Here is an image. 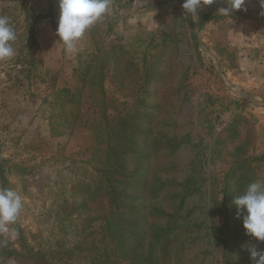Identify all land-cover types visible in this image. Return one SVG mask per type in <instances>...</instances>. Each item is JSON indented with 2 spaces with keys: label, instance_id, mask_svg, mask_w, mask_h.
Returning <instances> with one entry per match:
<instances>
[{
  "label": "rangeland",
  "instance_id": "rangeland-1",
  "mask_svg": "<svg viewBox=\"0 0 264 264\" xmlns=\"http://www.w3.org/2000/svg\"><path fill=\"white\" fill-rule=\"evenodd\" d=\"M29 2L33 5L29 21L40 31L41 45L32 77L9 58L0 60V81H4L0 82V142L2 155L10 164L12 189L24 199L17 223L26 236L45 246L59 239L70 245L80 237L71 229L64 231L61 222L55 221L56 209L58 203L73 196L70 187L76 178L83 180L93 173L96 162H86L87 156L79 150L94 138L83 126L67 133L66 125L61 124L72 103L58 106L51 88L61 75L57 84L65 79L63 85L72 87L81 85L83 78L98 80L97 60L89 74L85 70L92 60L89 55L103 47V82L112 119L126 101L143 95L144 64L166 67L167 76L153 99L160 105L154 134L164 131L184 142L177 149L153 150L151 162L153 177L183 183L169 186L162 200L180 189L188 192L183 221L194 228L185 240L179 264H255L249 248L264 250V242L245 234L234 204L230 243L225 246L217 241L219 235L212 228L224 222L226 187L234 198L250 182L264 181V7L260 0H245L229 17L217 13L227 7V0H213L197 9L199 22L185 12L183 0H111L109 14L86 30L72 52L66 51L56 33L58 0ZM11 4L10 11L26 24L12 0H0L1 8ZM46 14L53 16L43 17ZM38 15L42 19L35 22ZM166 32L175 36L163 48L159 39ZM112 51L124 56L119 66L125 74L123 87L114 75L116 64L109 58ZM161 55L166 62L158 60ZM18 78L23 81L19 89L14 86ZM7 80H11L10 87H4ZM53 120H57L56 130L50 124ZM72 157L76 162H71ZM89 201L94 212L108 207L104 196ZM172 202L163 201V205L174 214ZM150 219L163 218L151 213ZM10 227L15 230L14 225ZM15 232V238L4 235L5 239L15 241ZM0 264H36V259L22 250L12 257L0 254Z\"/></svg>",
  "mask_w": 264,
  "mask_h": 264
},
{
  "label": "trees",
  "instance_id": "trees-1",
  "mask_svg": "<svg viewBox=\"0 0 264 264\" xmlns=\"http://www.w3.org/2000/svg\"><path fill=\"white\" fill-rule=\"evenodd\" d=\"M12 1L14 7L21 10L27 23L23 24L21 18H16L10 11L13 4L4 8L0 5V16L9 17L17 37L12 42L15 55L9 58V61H14V66L21 65L23 68L20 67V70L28 71L27 77L31 78L39 60L37 51L41 46L40 31L29 21L33 10L29 0H23L20 4L17 0ZM50 12L52 11L49 10ZM47 15L53 16L46 14L43 17ZM40 17L42 19V15H38L35 22ZM200 17L202 22V13ZM21 28L24 30L21 31ZM164 34L165 37L159 39V45L167 48L175 35L174 32ZM153 39L154 36L151 40ZM15 44L18 46L15 47ZM113 51L109 58L116 64L114 75L123 87L125 74L120 71L119 66L124 56L122 53L114 54ZM105 52L106 50L100 47L96 53L89 55L92 60L85 70V73L89 74L91 65L97 60L100 74L98 80L83 78L81 85L72 87L63 85L65 79L57 84L61 81V75L51 88L55 89L56 100L53 102L58 106L62 104V107H65L66 103H72L70 109L66 110L61 124L66 125L64 128L67 133L73 134L77 128L83 126L87 131L91 130L94 138L92 144L82 145L79 150L81 155L87 156L86 162H96H92L93 173L83 180L75 176L76 181L72 182L70 187L73 196L58 203L56 209L58 218L56 217L55 221L61 222L64 231L71 229L76 237H80L74 239L70 245L59 239L52 246H45L42 242H33L30 236H26V230L16 222L14 228L18 234L15 241L0 235V254L12 257L21 255L23 250L36 259V264H179V257L186 248L185 240L194 228L188 221H183L186 218L184 205L188 192L180 189L162 200L161 195L169 186H183V183L159 175L153 177L151 162L153 150L177 149L184 142L183 138L170 136L164 131L159 135L154 134L160 105L153 99L157 95L158 86L163 84L167 76L166 67L144 64L141 88L143 95L126 101L125 106L112 119L108 113L103 82ZM158 60L166 62L165 55L159 56ZM14 81V86L18 89L23 85L20 78ZM10 82L11 80H7L4 87ZM49 94L53 92L50 91ZM95 96H98V99H86ZM50 124H54L56 130L57 120L50 121ZM54 135L58 136L55 133ZM2 148L0 142V187L12 188L9 177L10 164L3 157ZM71 162H76L74 157ZM101 196L107 198L108 207L102 212H94L89 200L96 201ZM155 199L159 200V205ZM171 200L174 214L168 212V208L163 205V201ZM232 201L233 197L229 195L226 187L222 201L224 222L212 228L213 234L219 235L216 237L217 241L225 246L230 243L231 234L234 232L232 223L235 212L231 208ZM151 213H156L163 219L152 221ZM59 215H62L63 219H60Z\"/></svg>",
  "mask_w": 264,
  "mask_h": 264
},
{
  "label": "clouds",
  "instance_id": "clouds-1",
  "mask_svg": "<svg viewBox=\"0 0 264 264\" xmlns=\"http://www.w3.org/2000/svg\"><path fill=\"white\" fill-rule=\"evenodd\" d=\"M213 0H183L185 12L195 19L196 11L202 5L211 4ZM245 0H227V7L218 9L220 15L230 16L239 10ZM111 0H58L59 18L56 33L63 42L66 51L75 50V42L82 38L87 29L110 12ZM264 7V0H260ZM16 32L7 16H0V60L15 55L12 42ZM232 203L236 206L237 218L242 219L245 234L264 242V181L250 182L242 193L235 195ZM24 207L22 195L10 188L0 187V235L15 238L14 225ZM250 257L255 264H264V250L249 248Z\"/></svg>",
  "mask_w": 264,
  "mask_h": 264
},
{
  "label": "water",
  "instance_id": "water-1",
  "mask_svg": "<svg viewBox=\"0 0 264 264\" xmlns=\"http://www.w3.org/2000/svg\"><path fill=\"white\" fill-rule=\"evenodd\" d=\"M196 19H197V21L199 22V15L198 14H196ZM199 25V24H198ZM198 28H199V26H198Z\"/></svg>",
  "mask_w": 264,
  "mask_h": 264
}]
</instances>
